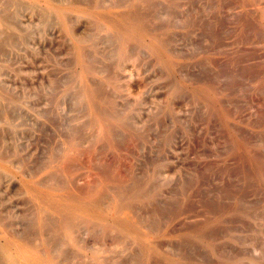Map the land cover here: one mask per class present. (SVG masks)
Here are the masks:
<instances>
[{
	"label": "rangeland",
	"instance_id": "374dc122",
	"mask_svg": "<svg viewBox=\"0 0 264 264\" xmlns=\"http://www.w3.org/2000/svg\"><path fill=\"white\" fill-rule=\"evenodd\" d=\"M62 1H66L64 2L66 4H71L76 0ZM80 1L82 0H79L78 2ZM99 1L102 3L103 0H93L92 2L90 0H83L82 2L78 3L80 4L78 6H66L62 4L63 7H65L69 19V24L72 28V32H70L63 26L61 19L59 18L58 14L53 11L49 2H34L32 0H23V3L25 4L18 13V20L21 26L24 24V28L31 30V34L28 37L29 41H27L28 43L26 41V43L20 42L17 46L9 48L10 51H7V54L2 56L3 59L6 58L7 61L6 59L2 60V57H0V61L2 63H5V66L0 68L1 81L5 83V86L8 84L7 87L11 89L16 98L19 99L18 102L15 103L16 105H14L15 108H13V104L11 106L9 100H6L4 98L2 99L3 104L8 102L9 107H12L10 108L12 110L11 114H13L9 115V117L7 115V119H12L10 117H13V115L15 116L17 111L22 114L21 116V114L19 115L18 113V117L15 116L16 118L14 117V120H10L12 125L8 127L4 134L5 137L7 136V138H11H8L9 140L7 139L8 142L10 141V144L13 143L20 155L29 160L33 171H36V173L37 171H40L38 169H35L36 167H34V163L36 162L34 160L37 161L38 159H40L41 161L42 158H40V156L43 157L46 153V157H44L48 158L46 159L48 160V165H53L52 170L54 172V170L61 167V165H58L61 153L62 155L65 154V152L69 154L70 151L69 149L67 150L66 147H69V142L71 143L72 137L79 136L80 138L79 139L77 137L80 141L77 143L78 146L73 148L74 153L72 151L70 153L72 159L71 161H74V164L72 165V162L70 161V163L67 165H70L71 168L69 167L67 169V167L64 166L63 168L61 167V171L57 169L56 173L59 176H56L55 172H50L48 173V177L50 178L47 177V173L44 174L45 176L43 174L39 175V179L42 178V176L45 178V181L51 179L52 183L51 181H49L51 184L46 182V185L50 184V187L48 185L47 188L53 190V192L57 195L66 196L70 194L76 199H80L82 201L97 204L99 203L97 206L94 205L97 210L95 212V215H93V217L91 218L92 220L90 221V223L84 221H88V219H86L83 215L81 217L82 213L77 210V222L78 220H81V222L78 223L80 225L82 224V226L78 225L77 227L78 238L80 239L82 244L89 243V246L91 244L90 249L86 251V249H78L76 246L68 244L65 247L66 253L77 255V258L75 256L66 257L62 259L61 264H78V261L79 264L82 261V263H84L86 261L85 257H82V260H79L78 258L81 259V256L87 257L86 254L90 253L91 251H96L100 256L98 261L96 260L95 263L92 262L91 264H124L123 262L125 257V264H175L173 259L178 260V262L180 261L182 264H264V0H232L235 2H232L231 0H131V2L129 3L128 0H120L121 3L123 1L127 2L125 4L119 3V0H108L109 2H111V4L109 5H106L105 1H108L104 0L102 5L104 4L103 7L105 8L100 10L95 7L97 2ZM141 2L145 5L143 4L144 6H141V8H139V6L142 4ZM150 2L153 5H150ZM114 3L117 5H114ZM138 3L140 4L139 6ZM147 4L148 6L146 8L145 6ZM238 5L240 6V8ZM236 8H239L240 11H238L239 9ZM130 9L135 14L138 12V15L139 13L144 11L139 16L142 17V15L145 13L143 17H146H142V20L145 19L147 23L145 22V20L144 22L147 25L144 23L142 28L146 29L147 31H140L141 33H139V37L141 38V43L134 41L128 43V45H131V43H133L131 46H133L134 48L136 47V49H133V47L129 45L128 49H131L127 50L125 55L121 52L122 39L120 38V35L117 33L115 34L116 31L111 29L108 22L104 21L101 18V14L104 13L108 14L109 16L118 17L120 13H124L123 11L132 13ZM50 10L52 12L49 15L48 23H44V20L41 19L43 18L42 15L44 12H48ZM169 11L170 13H172L170 14ZM53 15L56 17H54ZM157 16H159L161 19H159ZM153 19H155V21ZM90 20L93 22H90ZM98 23L101 25L98 26ZM255 24L256 26H254ZM104 26L106 30L103 28ZM58 27H60L62 30ZM91 27L94 28L92 29ZM87 28H90L92 30H88ZM97 28L100 29L96 30ZM211 28H213L214 30H212ZM102 29H104V31L106 32H104ZM229 29L231 30L229 31ZM108 30L111 31V34L114 33L117 36L119 35V38L115 37L114 34H112L114 35V37L110 36L111 34H108ZM214 31L218 32H216L215 34ZM83 32H86V35ZM87 32H89L90 34L95 33L93 35L94 39L92 38V36L90 37V34ZM96 32L98 35H100V37L102 35H107V38H105V36V39L101 40L103 36L101 38L98 35L96 36ZM102 32H104L105 34ZM56 34L59 36H57ZM152 35L157 37L159 36L158 40H154V37ZM170 35L172 37H170ZM57 37H59V39ZM78 37H85V39H87L88 37L90 40L87 39L88 41L86 40L84 42H79ZM110 37L115 38V44L118 45L116 46L114 42L113 44L116 48L111 42L113 38L111 39ZM91 38L93 39V44L91 42ZM95 40L96 43H94ZM105 41H108L109 43L111 42L110 45L108 43V47H106L107 45L105 46ZM41 44L44 46H42ZM139 44H141L144 49L140 47ZM19 45L21 47H19ZM79 45L83 46L85 49L83 50V52H85L84 55H86L85 58L87 57L86 59H89L87 60V64L93 63L92 66L95 65L94 68L97 65L101 67L102 64L106 66L107 62H110V60H112L111 63H113V60H115L116 63H107L108 65L106 67H109V65L110 67L111 65L112 67H114V64H116L114 67L116 68V70L112 67L110 68V70L113 71L114 69L115 71H113V73L117 75H114L111 72L110 75L107 74L106 69L108 68H103L104 65L101 67V69H96L97 71L101 70V72L96 71L83 74V64L80 58ZM53 48L55 49V51H57L56 53ZM86 48H88V50ZM26 49L28 52L26 51ZM46 49H48L49 54ZM97 49H99L100 52H98ZM103 49L104 52L101 51ZM107 50L109 51L107 52ZM88 51H92V53L94 54L91 53L90 57H88L90 53H88ZM128 51H131L132 53H128ZM141 51H144L146 53L143 54L141 53ZM32 55L35 56L32 57ZM92 55L95 57V59L97 57L100 61L94 60V57ZM136 55L139 56L140 59L138 57H135ZM41 56L44 58L42 59ZM91 56L93 58H91ZM131 56L133 57V60L130 59ZM14 57H16L17 59H12ZM113 57H116L118 60ZM238 57L239 61L236 60ZM33 58L35 61L33 60ZM136 58L137 60H139L137 61ZM101 59L106 63H102ZM10 60H12L11 63ZM21 60L23 61L21 62ZM62 60L64 64L61 62ZM133 61L136 65L133 63ZM48 63H50L51 66L48 65ZM148 64L151 66H149ZM28 65L30 66L27 67ZM31 65L34 66L32 67ZM236 65L239 66L240 70ZM19 66L22 68H20ZM54 66L56 68H59L54 70ZM17 67L18 69H16ZM7 70L8 73H5V71L7 72ZM117 71H119V75ZM68 72L71 74H69ZM10 73H13L14 75L16 74V76L12 74V77H10ZM120 73L123 76H120ZM190 73L191 75H193L191 76ZM67 74H69V76ZM21 75L26 76L27 80L24 76L23 78ZM63 75L67 77L65 78ZM107 76H109V78ZM54 78H56L58 83L60 82L59 85H57V83L55 84L56 80ZM4 79L6 80L4 81ZM23 79L26 81H24ZM62 79H64L67 83L63 82V85H60L62 84ZM92 79L94 83L97 84L96 86L94 83H92ZM101 79L104 84H101L99 82L101 81ZM118 79L119 81H117ZM229 79L232 80L230 81ZM33 80H35L36 82ZM88 83H92V85L98 92H101V88L103 91V89L108 90L109 86L110 88L112 87L111 91L109 90L110 92L106 90L108 94L111 93L109 95L110 98L105 97V95L107 94L105 90L103 91L104 93H106L104 96V93H101L99 95V93L97 92L98 94L96 98L98 104L97 106L99 108L101 107V110L108 112L109 109V112L111 111V114H109L105 118L107 130L110 132L109 136L106 134V129H102L101 124L97 119L96 113L94 112L89 102L87 100L81 101L78 97V93L80 92V90H82V88ZM122 83L124 86L122 85ZM54 84L56 85V87H53L55 86ZM23 85H25V88H23ZM14 86L18 88V91L16 87L14 88ZM18 86L22 87L19 89ZM40 87H42L43 90L40 89ZM236 88H238V90H235ZM27 89H31L32 91L36 90V93H32L31 90L28 91ZM46 89L51 90L47 91ZM177 89H179L180 91H177ZM71 90L76 94L74 95V93H71L70 95H68L69 91ZM38 92L40 94L37 95ZM112 92L115 95H112ZM247 95H249V97ZM68 97L70 100H68ZM101 98L107 100V102H103ZM75 101L77 102V105H74V103H76ZM84 103L85 106L83 108L82 105H84ZM36 104H38L37 107ZM6 105H4L5 110ZM18 105L20 108L18 107ZM78 105H80V108ZM124 105L129 107H125ZM41 106H43V108L46 109L48 113H50V116L49 114L48 117L47 115H44L47 114V111H45ZM16 107H18V109L16 112H14L16 110ZM76 107H78L79 111ZM123 107L126 110H123ZM10 108H7V110ZM47 108H49L50 110ZM116 108L119 109L116 110ZM84 109L86 111L89 110L88 113ZM7 110L6 113L9 114L10 110L8 112ZM80 113L84 114L82 115ZM71 114L74 115L72 116ZM49 117L54 122L50 121L51 123H49ZM109 117L111 118L109 119ZM255 117H257L258 119H255ZM23 118L26 120V123H24L25 120ZM119 118H123L125 120L127 119V123L125 121L127 125L118 121ZM46 121L50 124L49 126ZM18 122L19 124H17ZM28 122H31V124H29ZM259 122H261L262 124ZM63 124H65L64 126L67 132L64 131L61 134V132L64 130ZM74 124H76V127ZM45 125L47 129L44 128ZM53 125H60L58 129L59 133L57 131L58 126L57 128H54ZM112 125L115 127V130H112L114 129ZM137 126L142 132L139 131L138 128H136ZM41 127H43V129H40ZM80 127L82 130L80 129ZM84 128L86 129V132H84ZM13 129L18 130V132H15ZM44 129L47 130L45 131V133L44 131H42ZM52 130L54 135L52 133ZM75 130H79L81 134H79L77 131L78 135H75ZM93 130H95V132ZM113 131L115 132L113 133ZM82 132H84L85 134H82ZM65 133H68L67 136ZM92 133H96L97 135L95 134L93 136ZM136 133H138L139 135ZM41 134L43 135L42 137ZM49 134L54 136L52 138L53 142ZM63 134H65V138L63 136L62 140H58L59 143L63 141L61 144L66 143L65 145H62V147L65 146L62 149L61 144H58L60 146L59 147L56 143L58 142L57 139H60L59 137ZM126 134L127 136H129V139L131 141H127ZM68 135L70 136V139H67ZM81 135L85 137L87 136L86 138L88 139L86 140L85 137L81 139ZM113 135L117 136V138H114ZM14 137L16 138V140H14ZM37 137L39 138V140ZM99 138L101 139L99 140ZM65 139H67L68 141ZM89 141L93 142L94 144L92 145L93 150L91 148L89 149V147H91L89 145L92 144L88 143ZM99 141H101L102 143H100ZM20 142H25L23 144L24 146L20 145ZM119 142L120 145H116L117 143L119 144ZM79 144H82L84 146ZM101 144L102 148H105L106 150L104 149L102 151L101 148L98 147ZM55 145H57L56 148L58 150L60 148V152H58V154L60 155L57 154L58 150H55ZM86 145L88 146V148H86ZM131 145L133 146L131 147ZM20 147L21 149H19ZM45 148L47 149V151L45 150ZM129 148H131L132 150H130ZM76 149L79 150L77 151ZM97 149H100L99 151H101L102 154L99 153ZM30 150L32 151V153L30 152ZM94 150L96 153L94 152ZM38 151L41 152V154ZM84 151H86L87 154H85ZM104 151L105 153L103 154ZM27 152L29 153L26 154ZM33 152L35 153L33 154ZM53 153L57 154L56 157L53 156ZM125 153L127 156L125 155ZM99 154L101 157L98 156ZM84 155L86 159H88V157L90 158L88 159L89 162L88 160L86 161ZM88 155H93V157H90ZM35 156L37 157V159ZM129 156L130 159L127 158ZM33 158L35 159L33 160ZM91 158H94V162L96 160V164L99 161L100 163H102H99L100 165L97 164L99 165V169L96 165H94L95 163ZM111 158L114 162L111 161ZM74 159H76L77 161ZM46 160H44V162H40L44 163L42 164V166H47V163L45 164ZM90 160L92 162H90ZM38 163L39 162L37 161V164ZM91 163L92 166L90 167ZM101 165L102 167L104 165L103 169L105 172L103 170H101L102 173L98 171L102 169V167H100ZM39 166L40 164L37 167H42ZM76 166L78 168H76ZM93 166H96V168H94ZM92 168H94V171H90L93 170ZM106 170L108 173L106 172ZM238 170L240 171L238 172ZM59 171L64 172V175L62 173H59ZM89 171L91 172V175H98L99 173L100 174L97 178H95V176L92 177L89 175ZM66 173L70 176L65 175ZM108 174L110 175L107 176ZM112 175H117L119 179L125 177L126 178L123 180H119L116 177L114 179L113 176L111 177L112 180H109L108 177ZM132 175L134 177H132ZM66 176H68V178ZM85 176H87V179L85 178ZM100 176L107 177L101 178ZM58 177L62 180V182H59L61 180H59ZM19 178V176L15 178V186L9 185L7 181L6 182L8 184H6L8 186L6 185V187H3L2 185H0V199L5 200V208L4 211H2L3 217L10 222L16 221L14 224L11 223L12 227L15 228V230L16 228H19V230H16L19 233H21V231L25 233L27 229L29 230V228L26 227V221L23 218V215L25 214V211L23 212V205L19 203V201L22 202V197L25 196V189L23 190L24 187L20 183ZM64 178L66 180H69V183ZM72 178L74 183H71ZM92 178H95L96 181L94 179L92 180ZM98 178L99 181H97ZM132 178H139L141 181L137 179L138 182H132L131 184V181H136ZM63 179L65 181H63ZM78 179L80 182L74 181H78ZM245 179H247V181ZM84 181L85 183H83ZM77 183L78 185L80 184L79 186L81 188L79 186V188L77 186H72V184L77 185ZM82 184H85L84 187H86V189H84V191L86 190V192L82 190ZM119 184L124 185V187L120 189L121 185L118 186ZM128 184L131 185V188L127 186ZM52 185L56 186L57 189H55L56 187L52 188ZM71 186L72 188L76 187L77 191H75V188H73L74 190L71 189ZM124 188H126V190ZM7 190L9 192H7ZM115 190L116 192L122 193L124 198L126 200H129L131 204L129 207L131 211L128 216L132 219L133 225L131 224L129 231L124 232L121 229H114L109 231L105 228L107 221L116 223L121 222V218L116 217V212L111 202L113 200L114 194L116 193ZM6 193L8 194L6 195ZM96 195H98L100 199ZM90 196L91 198H88ZM175 196H177L178 198ZM7 197L9 198L10 202ZM16 197L18 199H15ZM11 199L13 200L11 201ZM108 207H111L110 211H108L110 209ZM208 209L210 211H206ZM165 210L168 211V213ZM9 211H11L12 213ZM6 213L11 214L6 215ZM49 213L50 216L54 215L51 212ZM15 214H19V217H16ZM113 214L115 215L113 216ZM17 218L18 221L16 220ZM20 218L23 219L19 220ZM117 219L119 222L117 221ZM24 221L25 224L23 223ZM89 224H91V226ZM21 227L23 230L20 229ZM81 227L82 230L88 229L86 230L87 232L82 231L81 233ZM95 228L98 229L96 230ZM90 230H92L94 233L91 231V234ZM152 230H154V232H152ZM96 231L100 235H97ZM205 231L207 233H204ZM203 235L206 237H204ZM81 239L85 242L83 243ZM100 239L102 242L100 241ZM120 239L123 241L121 242L124 244V246L120 244ZM96 244H99L100 247H96ZM106 244L109 248H115L113 250H115L116 253H114V251L112 253V249H109ZM125 244L127 246H125ZM68 247L72 248V250L68 249ZM178 248H180L182 251ZM116 249L118 250V252ZM119 251L121 252V254ZM73 252L76 254H74ZM134 252L136 254H133ZM110 254L112 255V257H114V259H112L114 260L113 262L112 260H109L112 257L107 256ZM103 255L104 257H102ZM120 255L121 258H118L120 257ZM180 255L183 257H181ZM106 257L109 259H107ZM115 257L118 258L120 262L118 259H115ZM69 259L71 261H69ZM106 259L110 262H106ZM135 259L137 260V262H135ZM101 260L103 261L101 262Z\"/></svg>",
	"mask_w": 264,
	"mask_h": 264
},
{
	"label": "bare ground",
	"instance_id": "6f19581e",
	"mask_svg": "<svg viewBox=\"0 0 264 264\" xmlns=\"http://www.w3.org/2000/svg\"><path fill=\"white\" fill-rule=\"evenodd\" d=\"M32 1H34V2H37V1H45V2H49L50 4H51V7H52V9H53V11H55L57 14H58V16H59V18L61 19V22H62V24H63V26L67 29V30H69L70 32H72V28H71V26H70V24H69V19H68V16H67V12H66V10H65V7H63V5H66V6H78V5H80V4H78V3H80V2H82V1H80V2H78L77 0L76 1H73L71 4H66V3H64V2H66V1H62V0H32ZM68 1V0H67ZM91 2L93 1V0H90ZM104 1V0H103ZM103 1H102V3H103ZM108 1V0H107ZM110 1V0H109ZM108 1V2H109ZM118 1V0H117ZM122 1V0H121ZM125 1H127V0H125ZM125 1H123L122 3L120 2V0H119V3H121V4H125V3H127V2H125ZM197 1V0H196ZM232 1V0H231ZM88 2V1H87ZM90 2V3H91ZM106 2L105 1V3H106V5H109V4H111V2ZM113 2V1H112ZM129 2H131V0L129 1L128 0V3ZM146 2V1H145ZM158 2H160V1H158ZM229 2V1H228ZM232 2H235V1H232ZM86 3V2H85ZM89 3V4H90ZM102 3L99 1V2H97V4L95 5V7L97 8V9H103V8H105V7H103L104 6V4L102 5ZM108 3V4H107ZM116 3V2H115ZM114 3V5H117V4H115ZM118 3V2H117ZM142 3V2H141ZM147 3V2H146ZM153 3H154V1H153ZM205 3V2H204ZM230 3V2H229ZM238 3V2H237ZM24 4L25 3H23V0H0V57H2L3 55H6L7 54V51H10L9 50V48H12V47H14V46H17L18 45V43H20V42H27V41H29V36H30V34H31V30H29V29H27V28H24L23 26H24V24L21 26V24H20V22H19V18H18V13H19V11H20V9L24 6ZM63 4V5H62ZM92 4V3H91ZM144 3H142L141 5L138 3V6H139V8H141V6H144L143 5ZM150 5L152 4L151 2L149 3ZM166 4V3H165ZM211 4V3H210ZM257 4V3H256ZM62 5V6H61ZM135 5V4H134ZM133 5V6H134ZM149 5V6H150ZM153 5V4H152ZM212 5V4H211ZM250 5V4H249ZM40 6V5H39ZM45 6V5H44ZM91 6V5H90ZM137 6V5H136ZM147 6H148V4L145 6L146 8H147ZM165 6V5H164ZM233 6V5H232ZM239 6V5H238ZM263 6V5H262ZM163 7V6H162ZM168 7V6H167ZM237 7V6H236ZM138 8V7H137ZM239 8H240V6H239ZM239 8H236V9H239ZM169 9V8H168ZM35 10H37V9H35ZM34 10V11H35ZM164 10V9H163ZM174 10V9H173ZM249 10V9H248ZM247 10V11H248ZM253 10V9H252ZM32 11V10H31ZM130 11L132 12V10L130 9ZM233 11V10H232ZM238 11H240V9L238 10ZM41 12V11H40ZM51 10L50 11H48V12H44L43 13V15H42V17L43 18H41V16H40V18L41 19H43L44 20V23H48V19H49V15L51 14ZM122 12V11H121ZM124 13H120L119 14V16L118 17H114V16H109L108 14H101V18L104 20V21H106V22H108V24H109V27L111 28V29H113V30H115L116 32H115V34L117 33V34H119L120 35V38L122 39V49H121V52L123 53V54H125L126 52H127V50H130V49H128V47H129V45H128V43H130V42H132V41H134V42H139V43H141V38L139 37V33H141L140 31H147L146 29H144V28H142L143 27V25H144V23L146 22V20H145V22H144V20H142L143 18H145L146 16H144L143 17V15L145 14H143L142 15V17L141 16H139V15H141V13H143V12H141V13H139V15L136 13H134V12H132V13H127L128 11H123ZM151 12V11H150ZM226 12V11H225ZM29 13V12H28ZM37 13V12H36ZM38 13H39V11H38ZM168 13V12H167ZM169 13H170V11H169ZM172 13V12H171ZM170 13V14H171ZM177 13V12H176ZM216 13V12H215ZM234 13V12H233ZM239 13H241V12H239ZM260 13V12H259ZM26 14V13H25ZM30 14V13H29ZM41 14V13H40ZM54 14V13H53ZM110 14V13H109ZM175 14V13H174ZM118 15V14H117ZM149 15V14H148ZM211 15V14H210ZM216 15V14H215ZM242 15V14H241ZM31 16V15H30ZM54 16V15H53ZM73 16V15H72ZM156 16V15H155ZM175 16V15H174ZM239 16V15H238ZM34 17V16H33ZM54 17H56V16H54ZM159 19H161L159 16H157ZM156 17V18H157ZM162 17V16H161ZM168 17V16H167ZM212 17V16H211ZM222 17H224V16H222ZM30 18V17H29ZM39 18V17H38ZM40 18H39V20H40ZM53 18V17H52ZM73 18V17H72ZM218 18V17H217ZM227 18V17H226ZM257 18V17H256ZM206 19V18H205ZM228 19V18H227ZM249 19V18H248ZM26 20V19H25ZM34 20V19H33ZM36 20V19H35ZM43 20H42V22H43ZM56 20V19H55ZM73 20V19H72ZM93 20V19H92ZM154 21H155V19H153ZM158 20V19H157ZM233 20V19H232ZM237 20V19H236ZM24 21V20H23ZM41 21V20H40ZM75 21V20H74ZM95 21V20H94ZM159 21V20H158ZM157 21V22H158ZM204 21V20H203ZM222 21V20H221ZM251 21H252V19H251ZM22 22V21H21ZM30 22V21H29ZM36 22V21H35ZM56 22V21H55ZM58 22V21H57ZM80 22V21H79ZM90 22H93V21H91L90 20ZM160 22V21H159ZM246 22V21H245ZM28 23V22H27ZM32 23V22H31ZM95 23V22H94ZM99 23H101V22H99ZM98 23V24H99ZM143 23V24H142ZM147 23V22H146ZM145 23V24H146ZM222 23V22H221ZM248 23V22H247ZM251 23V22H250ZM29 24V23H28ZM74 24V23H73ZM97 24V25H98ZM151 24V23H150ZM161 24V23H160ZM175 24V23H174ZM35 25H36V23H35ZM35 25H34V27H35ZM39 25H40V22H39ZM101 24H99L98 26H100ZM147 25V24H146ZM206 25V24H205ZM26 26H27V24H26ZM53 26V25H52ZM60 26V25H59ZM77 26V25H76ZM103 26V25H102ZM157 26V25H156ZM159 26V25H158ZM254 26H256V24L254 25ZM253 26V27H254ZM89 27V26H88ZM58 28H60V27H58ZM92 28V27H91ZM94 28V27H93ZM92 28V29H93ZM104 29H105V26L103 27ZM229 28V27H228ZM247 28V27H246ZM252 28V27H251ZM250 28V29H251ZM258 28V27H257ZM61 29V28H60ZM59 29V30H60ZM78 29V28H77ZM88 29V28H87ZM92 29H88V30H92ZM100 29V28H99ZM98 28L96 29V30H99ZM104 29H102L103 31H104ZM206 29V28H205ZM212 30H214L213 28H211ZM234 29V28H233ZM264 29V28H263ZM262 29V30H263ZM40 30V29H39ZM49 30V29H48ZM62 30V29H61ZM74 30V29H73ZM95 30V31H96ZM106 30V29H105ZM231 29H229V31H230ZM41 31V30H40ZM201 31V30H200ZM264 31V30H263ZM34 32V31H33ZM50 32H51V30H50ZM49 32V33H50ZM54 32H56V31H54ZM69 32V33H70ZM104 32H106V31H104ZM104 32H102V33H104ZM111 31H109L108 30V34H111L110 33ZM216 32H218V31H216ZM216 32L214 31V33L216 34ZM226 32H227V30H226ZM225 32V33H226ZM260 32H262V31H260ZM42 33V32H41ZM40 33V34H41ZM84 33V32H83ZM86 33V32H85ZM84 33V34H85ZM87 33H89V32H87ZM92 33V32H91ZM94 33V32H93ZM101 33V34H102ZM175 33V32H174ZM204 33H207V32H204ZM248 33V32H247ZM43 34V33H42ZM71 34V33H70ZM90 34V33H89ZM95 34V33H94ZM94 34H90L89 36L91 37L92 36V38L94 39ZM105 34V33H104ZM112 34H114V33H112ZM110 35V36H113L114 37V35ZM169 34V33H168ZM200 34H202V33H200ZM249 34V33H248ZM39 35V34H38ZM50 35H52V34H50ZM57 35V34H56ZM61 35V34H60ZM86 35V34H85ZM98 34H97V32H96V36H97ZM118 35V36H119ZM206 35V34H205ZM213 35V34H212ZM221 35H222V33H221ZM247 35V34H246ZM57 36H59V35H57ZM99 37H100V35H98ZM103 36V38H101ZM100 38H101V40L102 39H105V38H107V35H102ZM109 36V35H108ZM117 35H115V37H118ZM153 36V35H152ZM241 36H243V35H241ZM248 36V35H247ZM37 37V36H36ZM55 37V36H54ZM53 37V38H54ZM62 37V36H61ZM105 37V38H104ZM112 37V38H113ZM154 37V40H158V37L157 36H153ZM170 37H172L171 35H170ZM212 37V36H211ZM224 37V36H223ZM230 37V36H229ZM40 38H41V35H40ZM58 39H59V37H57ZM68 38V37H67ZM91 38V39H92ZM111 38V37H110ZM111 38V39H112ZM119 38V37H118ZM163 38H165V37H163ZM247 38V37H246ZM62 39V38H61ZM87 39L88 40H90L88 37H87ZM87 39H85V37H78V40H79V42H84V41H86ZM93 39L91 40V42L93 41ZM115 38H113L112 40H111V42H112V44H113V42H114V44H115V40H114ZM148 39V38H147ZM175 39V38H174ZM212 39V38H211ZM218 39H219V37H218ZM221 39V38H220ZM32 40H34V39H32ZM54 40H56V39H54ZM69 40V39H68ZM87 40V41H88ZM114 40V41H113ZM160 40V39H159ZM167 40V39H166ZM165 40V41H166ZM254 40V39H253ZM40 41H41V39H40ZM48 41V40H47ZM59 41V40H58ZM67 41V40H66ZM249 41V40H248ZM25 42V43H26ZM52 42H54V41H52ZM51 42V43H52ZM68 42V41H67ZM100 42V41H99ZM103 42V41H102ZM106 43H105V46L106 47H108V41H105ZM110 42V43H111ZM234 42V41H233ZM28 43V42H27ZM35 43V42H34ZM42 43H44V42H42ZM94 43H96V40L94 41ZM101 43V42H100ZM110 43H109V45H110ZM116 43H117V41H116ZM221 43V42H220ZM87 44V43H86ZM92 44H93V42H92ZM113 44V45H114ZM133 43H131V45H132ZM138 44V43H137ZM205 44V43H204ZM42 45V44H41ZM60 45V44H59ZM69 45H71V44H69ZM113 45H112V47H113ZM116 45V44H115ZM115 45H114V47H115ZM118 45V44H117ZM116 45V46H117ZM130 45V46H131ZM140 45V47H142L141 46V44H139ZM209 45V44H208ZM21 46H22V44H21ZM20 45H19V47H21ZM42 46H44V45H42ZM137 46V45H136ZM200 46V45H199ZM222 46V45H221ZM31 47V46H30ZM35 47V46H34ZM37 47V46H36ZM50 47V46H49ZM69 47V46H68ZM100 47V46H99ZM131 47H133V46H131ZM138 47V46H137ZM202 47V46H201ZM204 47V46H203ZM226 47H227V45H226ZM226 47H225V49H226ZM234 47V46H233ZM33 48V47H32ZM70 48H71V46H70ZM98 48V47H97ZM102 48V47H101ZM116 48V47H115ZM143 48V47H142ZM23 49V48H22ZM50 49V48H49ZM54 49V48H53ZM87 50H88V48H86ZM133 49H136V47L134 48L133 47ZM133 49H132V52H133ZM144 49V48H143ZM211 49V48H210ZM213 49V48H212ZM24 50V49H23ZM47 51H48V49H46ZM46 50H45V52H46ZM52 50V49H51ZM57 50V49H56ZM69 50H72V49H69ZM83 50H85L84 49V47L83 46H81V45H79V53H80V58H81V61H82V64H83V74H86L87 72H96L97 70H98V68L99 69H101V67L104 65V64H102L101 65V67H99V65H97L95 68H94V66H92L93 65V63L92 64H87V60H89V59H86L85 58V56L86 55H84V53L85 52H83ZM91 50V49H90ZM98 50V52H100L99 51V49H97ZM110 50V49H109ZM109 50H107V52L109 51ZM141 50V49H140ZM172 50V49H171ZM253 50V49H252ZM26 51H27V49H26ZM29 51H30V49H29ZM36 51V50H35ZM54 51H55V49H54ZM53 51V52H54ZM102 52H104V49L103 50H101ZM105 51H106V49H105ZM151 51V50H150ZM196 51V50H195ZM210 51V50H209ZM227 51V50H226ZM28 52V51H27ZM37 52V51H36ZM39 52V51H38ZM57 51H55V53H56ZM90 52V53H89ZM101 52V53H102ZM120 52V51H119ZM129 52H131V51H128V53ZM131 52V53H132ZM153 52V51H152ZM8 53H10V52H8ZM88 53H89V56H88V54H87V56L88 57H90V54L92 53V51H88ZM114 53V52H113ZM141 53H146V52H142L141 51ZM174 53V52H173ZM230 53V52H229ZM232 53V52H231ZM22 54V53H21ZM35 54V53H34ZM38 54V53H37ZM42 54H43V52H42ZM47 54V53H46ZM45 54V55H46ZM48 54H49V51H48ZM73 54V53H72ZM92 54H94V53H92ZM137 54V53H136ZM14 55V54H13ZM13 55H12V57H13ZM24 55V54H23ZM52 55V54H51ZM50 55V56H51ZM126 55V54H125ZM131 55V54H130ZM148 55V54H147ZM33 56H35V55H32V57ZM93 56V55H92ZM91 56V58H93ZM96 56H98V55H96ZM110 56H112V55H110ZM119 56V55H118ZM128 56V55H127ZM146 56V55H145ZM7 57H9V56H7ZM25 57V56H24ZM40 57V56H39ZM42 57V56H41ZM126 57V56H125ZM129 57V56H128ZM135 57H138L139 58V56H135ZM237 57V56H236ZM16 57H14V58H12V59H15ZM35 58V57H34ZM34 58H33V60H34ZM44 57H42V59H43ZM101 58V57H100ZM105 58V57H104ZM113 58H116V57H113ZM133 57L131 56L130 57V59H132ZM4 59H6V58H4ZM3 59V57H2V60H4ZM8 59H11V58H8ZM17 59V58H16ZM23 59V58H22ZM37 59V58H36ZM52 59V58H51ZM59 59V58H58ZM70 59V58H69ZM94 60H96V61H100L97 57H96V59H95V57L93 58ZM98 59V60H97ZM112 59V58H111ZM117 59V58H116ZM121 59V58H120ZM119 59V60H120ZM129 59V58H128ZM140 59V58H139ZM138 59V60H139ZM239 59V57L236 59V60H238ZM0 60H1V58H0ZM18 60H19V58H18ZM18 60H17V62H18ZM33 60H32V62H33ZM38 60V59H37ZM40 60V59H39ZM61 60V59H60ZM59 60V61H60ZM109 60H110V58H109ZM118 60V59H117ZM133 60V59H132ZM136 60H137V58H136ZM137 60V61H138ZM6 61H7V59H6ZM11 61L12 60H10V63H11ZM23 60H21V62H22ZM35 61V60H34ZM44 61V60H43ZM46 61V60H45ZM70 61V60H69ZM101 61H102V59H101ZM115 63H116V61L115 60H113ZM226 61V60H225ZM239 61V60H238ZM39 62V61H38ZM62 63H63V60L61 61ZM60 62V63H61ZM104 61H102V63H103ZM112 62V60H110V62H107V63H111ZM113 62V63H114ZM128 62H129V60H128ZM157 62V61H156ZM202 62V61H201ZM235 62V61H234ZM14 63V62H13ZM25 63V62H24ZM28 63V62H27ZM42 63V62H41ZM40 63V64H41ZM104 63H106V62H104ZM106 63V66L108 65ZM113 63H111V64H113ZM126 63V62H125ZM133 63L135 64V62L133 61ZM140 63V62H139ZM149 63V62H148ZM159 63V62H158ZM238 63V62H237ZM5 63L3 62H1L0 61V68L1 67H4L5 65H4ZM43 64V63H42ZM45 64V63H44ZM64 64V63H63ZM150 64V63H149ZM148 64V65H149ZM178 64V63H177ZM227 64V63H226ZM34 65H35V63H34ZM34 65H31L32 67L34 66ZM48 65H50V63H48ZM66 65V64H65ZM115 65L116 64H114V67H115ZM136 65V64H135ZM26 66V65H25ZM30 65H28L27 67H29ZM51 66V65H50ZM105 65L103 66V68H105L106 67ZM128 66V65H127ZM138 66H139V64H138ZM149 66H151V65H149ZM220 66V65H219ZM237 66V65H236ZM20 67V66H19ZM36 67H37V65H36ZM55 67V66H54ZM78 67V66H77ZM80 67V66H79ZM111 67H112V65H111ZM110 65H109V67H106V68H108L109 69V72H108V69H106L107 71V74H109L110 75V72L111 73H113V71H115L116 70V68H114V67H112V68H114L113 69V71H111L110 70ZM137 67V66H136ZM159 67H160V64H159ZM238 67V69H239V66H237ZM20 68H22V67H20ZM24 68V67H23ZM35 68V67H34ZM59 68V67H58ZM58 68H54V70L55 69H58ZM124 68H126V67H124ZM205 68V67H204ZM232 68V67H231ZM16 69H18V67L16 68ZM49 69V68H48ZM97 69V70H96ZM105 69H103V70H105ZM230 69V68H229ZM20 70V69H19ZM220 70H222V69H220ZM240 70V69H239ZM239 70H236V71H239ZM0 71H1V69H0ZM51 71V70H50ZM191 71V70H190ZM224 71V70H223ZM222 71V72H223ZM229 71V70H228ZM228 71H227V73H228ZM21 72V71H20ZM70 72V71H69ZM68 72V73H69ZM97 72H101V70H99V71H97ZM205 72V71H204ZM225 72V71H224ZM230 72V71H229ZM2 73V72H1ZM3 73H4V71H3ZM2 73V74H3ZM5 73H8V70H7V72L5 71ZM14 73V72H13ZM12 73V74H13ZM55 73V72H54ZM56 73H57V71H56ZM117 73H118V75H119V71H117ZM189 73V72H188ZM195 73V72H194ZM240 73V72H239ZM260 73V72H259ZM258 73V74H259ZM11 74V73H10ZM12 74L10 75V77H12ZM22 74V73H21ZM33 74V73H32ZM32 74H30V75H32ZM65 74V73H64ZM69 74H71V73H69ZM69 74H67L68 76H69ZM74 74V73H73ZM107 74H105V75H107ZM114 74V73H113ZM125 74V73H124ZM223 74V73H222ZM263 74V73H262ZM9 75V74H8ZM14 75V74H13ZM27 75V74H26ZM52 75V74H51ZM55 75V74H54ZM114 75H117V74H114ZM190 75H191V73H190ZM193 75V74H192ZM191 75V76H192ZM14 76H16V74L14 75ZM13 76V77H14ZM22 77L24 76V75H21ZM38 76V75H37ZM64 76V75H63ZM63 76H62V78H63ZM120 76H123L121 73H120ZM126 76V75H125ZM227 76V75H226ZM239 76V75H238ZM259 76V75H258ZM18 77V76H17ZM25 77V79H26V76H24ZM23 77V78H24ZM30 77V76H29ZM59 77V76H58ZM58 77H57V80H58ZM65 77V76H64ZM67 77V76H66ZM65 77V78H66ZM72 77H74V76H72ZM91 77V76H90ZM108 78H109V76H107ZM232 77V76H231ZM235 77V76H234ZM240 77V76H239ZM260 77V76H259ZM119 78V77H118ZM184 78V77H183ZM187 78H188V76H187ZM210 78H212V77H210ZM217 78V77H216ZM256 78H257V76H256ZM16 79H18V78H16ZM15 79V80H16ZM32 79V78H31ZM33 79H35V78H33ZM46 79V78H45ZM55 80H56V78H54ZM68 79V78H67ZM66 79V80H67ZM70 79H73V78H70ZM94 79V78H93ZM93 79H92V83H94V81H93ZM6 79H4V81H5ZM14 80V81H15ZM24 80V79H23ZM27 80V79H26ZM26 80H24V81H26ZM30 80V79H29ZM53 80V79H52ZM56 80V81H57ZM59 80H60V78H59ZM69 80V79H68ZM100 80V79H99ZM122 80V79H121ZM125 80V79H124ZM211 80V79H210ZM226 80H227V78H226ZM230 80V79H229ZM232 80V79H231ZM230 80V81H231ZM33 81H35V80H33ZM39 81V80H38ZM55 81V84L57 83V85H59V83H58V81L56 82ZM110 81V80H109ZM117 81H119V79L117 80ZM216 81V80H215ZM239 81H240V79H239ZM7 82V81H6ZM11 82V81H10ZM36 82V81H35ZM63 82H65V83H67L64 79H62V81H61V83L62 84H60V85H63ZM97 82V81H96ZM101 84L103 83V81H102V79H101V81H99ZM113 82V81H112ZM20 83V82H19ZM23 83V82H22ZM30 83V82H29ZM32 83V82H31ZM77 83V82H76ZM92 83L91 84H86L83 88H82V90H80V92L78 93L79 94V98H80V100L81 101H84V100H87L88 102H89V104L92 106V108H93V110H94V112L96 113V116H97V119H98V121H99V123L101 124V127H102V129L104 130V129H106V134L109 136V134H110V132L107 130V127H106V123H105V118L109 115V114H111V111L109 112V109L108 108H106V109H108V112L107 111H103V110H101L97 105V94L99 93V95L101 94V93H104L103 91L105 90V89H103V91H102V88H101V92H98L97 90H96V88L92 85ZM9 84H11V83H9ZM33 84V83H32ZM40 84V83H39ZM52 84V83H51ZM54 84V85H55ZM95 84V83H94ZM100 84V85H101ZM104 84V83H103ZM166 84V83H165ZM8 85V84H7ZM7 85L5 86V83H3L2 81H1V78H0V185H2L3 187H6V185L9 183V185H12V186H15L16 184H14V182H15V178L16 177H20L19 179H20V183L22 184V186L24 187L23 188V190L25 189V196L24 197H22L23 198V200H21L22 202H20L19 201V203H21L22 205H23V208H24V210H23V212L25 213L24 215H23V218L25 219V221H26V227L27 228H29V230L27 229L26 230V232L25 233H23V231H21V233H19V232H17L16 230H19V228L17 229L16 228V230H15V228H13L12 227V224L11 223H15L16 221H12V222H10L9 220L7 221V219H5L4 217H3V214H2V211H4V208H5V200L3 201V200H1L0 199V264H61V261H62V259H64V258H66V257H69V256H75L76 258H77V255H73L72 253H69V254H67L66 253V250H65V247L68 245V244H71V245H74V246H76L78 249H86V251L87 250H89L90 249V246H91V244H90V246L88 245V244H86V243H84L85 241H83L82 239V241H83V243L84 244H86V245H84V244H82L81 243V241H80V239L78 238V234H77V227H78V225H80L78 222H81V220H78V222H77V217H78V212H77V210L78 211H80L82 214H81V217H82V215L86 218V219H88V221L87 220H84V221H86V222H88V223H90V221L92 220L91 218L93 217V215H95V212H96V210H97V208L95 207V206H97L98 204L97 203H89V202H86V201H82V200H80V199H76L75 197H73L72 195H70V194H68V195H66V196H63V195H57V194H55L54 192H53V190H50L49 188H47V186L49 185V187H50V184L52 183V181H51V179H48V181L46 180H44L45 178L42 176V178H40L39 179V175L40 174H46L47 173V177H48V173H50V172H53V170H52V168H53V165H48V163H47V161L48 160H46V159H48V158H45L46 157V153L44 154V156L43 157H41L40 156V158H42V160L40 161V159H38L37 161L39 162L38 164H37V161L36 160H34L35 158H33V160L36 162V163H34V167H36L35 169H38V170H40V171H37V173H36V171L34 172L33 171V169L31 168V164H30V162H29V160H27L25 157H23L22 155H20V153L18 152V150H17V148L13 145V143L12 144H10L9 142H8V140L9 139H11V138H7V136L5 137V131L8 129V127H10L12 124H11V122H10V120H12L15 116H17L18 117V111H17V109H18V107H19V105H18V107H16V110L14 111V112H16V114H15V116L13 115V117H10V118H12V119H10V120H8L7 118L9 117V115H12L11 114V106H12V104H13V108H15V106L14 105H16L15 103L16 102H18V98H16V96L13 94V92L11 91V89H9L8 87H7ZM15 85H17V84H15ZM77 85V84H76ZM97 84H95V86H96ZM98 85H99V83H98ZM122 85H123V83H122ZM11 86H13V85H11ZM24 87L23 88H25V85H23ZM35 86V85H34ZM41 86H43V85H41ZM78 86V85H77ZM124 86V85H123ZM211 86V85H210ZM222 86V85H221ZM16 86H14V88H15ZM19 87V86H18ZM22 87V86H21ZM21 87H19V89L21 88ZM53 87H56V85L55 86H53ZM52 87V88H53ZM58 87V86H57ZM104 87H105V85H104ZM116 87V86H115ZM118 87V86H117ZM170 87V86H169ZM212 87V86H211ZM210 87V88H211ZM10 88H12V87H10ZM17 88V87H16ZM51 88V89H52ZM76 88H78V87H76ZM112 88V87H111ZM111 88H110V86H109V89L107 90L108 92H110L111 91ZM213 88V87H212ZM263 88V87H262ZM32 89V88H31ZM31 89H29V90H31ZM40 89H42V87H40ZM51 89H46L47 91L48 90H51ZM56 89V88H55ZM74 89V88H73ZM120 89V88H119ZM28 90V89H27ZM28 90V91H29ZM43 90V89H42ZM45 90V89H44ZM106 90H105V92H106ZM110 90V91H109ZM121 90V89H120ZM179 89H177V91H178ZM235 90H238V88H236ZM17 91H18V88H17ZM21 91V90H20ZM32 91V90H31ZM36 91V90H35ZM35 91H32V93L34 92V93H36ZM40 91V90H39ZM53 91H54V89H53ZM56 91V90H55ZM58 91H59V89H58ZM57 91V92H58ZM75 91V90H74ZM114 91V90H113ZM119 91V90H118ZM180 91V90H179ZM208 91V90H207ZM261 91V90H260ZM15 92V91H14ZM42 92V91H41ZM46 92V91H45ZM98 92V93H97ZM185 92V91H184ZM209 92V91H208ZM19 93H21V92H19ZM30 93V92H29ZM44 93V92H43ZM73 94L74 92L71 90V91H69V94L68 95H70V94ZM107 93V92H106ZM106 93H104L103 94V96L106 94ZM116 93V92H115ZM188 93V92H187ZM26 94H28V93H26ZM38 94H40L39 92L37 93V95ZM76 93H74V95H75ZM111 94V93H110ZM110 94H106L105 95V97H109V95ZM114 93L112 92V95H113ZM118 94V93H117ZM177 94V93H176ZM181 94V93H180ZM241 94V93H240ZM43 95V94H42ZM67 95V94H66ZM65 95V96H66ZM73 95V96H74ZM115 95V94H114ZM121 95V94H120ZM47 96V95H46ZM56 96V95H55ZM63 96V95H62ZM72 96V95H71ZM70 96V97H71ZM102 96V97H103ZM182 96V95H181ZM248 97H249V95H247ZM246 96V97H247ZM25 97V96H24ZM76 97V96H75ZM204 97V96H203ZM6 99V100H9V102H10V104H11V108L9 107V103L7 102V103H2V99ZM48 98H49V96H48ZM72 98V97H71ZM110 98V97H109ZM232 98V97H231ZM47 99V98H46ZM54 99V98H53ZM62 99V98H61ZM75 99H77V98H75ZM74 99V100H75ZM102 99V98H101ZM235 99V98H234ZM237 99V98H236ZM21 100V99H20ZM23 100H25V99H23ZM28 100H30V99H28ZM27 100V101H28ZM51 100H52V97H51ZM68 100H70L69 99V97H68ZM72 100V99H71ZM103 100V102L104 101H106L107 102V100H104V99H102ZM115 100H117V99H115ZM205 100V99H204ZM43 101V100H42ZM48 101H49V99H48ZM77 101V100H76ZM75 101V102H76ZM235 101V100H234ZM233 101V102H234ZM44 102V101H43ZM46 102V101H45ZM52 102V101H51ZM68 102V101H67ZM78 102V101H77ZM77 102L76 103H74V105L76 104L77 105ZM119 102V101H118ZM117 102V103H118ZM244 102V101H243ZM28 103V102H27ZM42 103V102H41ZM40 103V104H41ZM47 103V102H46ZM207 103V102H206ZM236 103V102H235ZM2 104V105H1ZM7 104V105H6ZM43 104V103H42ZM48 104V103H47ZM49 104H52V103H49ZM238 104V103H237ZM4 105H6V110H7V108H10V109H8L7 110V112L10 110V113L8 114V113H6V110L4 109L5 107H4ZM28 105V104H27ZM31 105H32V102H31ZM37 105L38 104H36V107H37ZM59 105V104H58ZM64 105V104H63ZM114 105V104H113ZM120 105H121V103H120ZM208 105V104H207ZM242 105V104H241ZM8 106V107H7ZM47 106V105H46ZM49 106V105H48ZM69 106V105H68ZM79 106V108H80V105H78ZM84 106H85V103H84V105H82V107L84 108ZM107 106V105H106ZM123 106V105H122ZM125 106V105H124ZM33 107V106H32ZM42 108H43V106H41ZM115 107H116V105H115ZM125 107H129V106H125ZM163 107V106H162ZM203 107H205V106H203ZM20 108V107H19ZM30 108H31V106H30ZM50 108V107H49ZM49 108H47V109H49ZM62 108V107H61ZM73 108V107H72ZM77 108V110H78V107H76ZM86 108V107H85ZM103 108V107H102ZM44 109V108H43ZM119 109V108H118ZM117 108H116V110H118ZM125 108L123 107V110H124ZM161 109V108H160ZM225 109V108H224ZM21 110H22V108H21ZM26 110V109H25ZM45 111H47L46 109H44ZM50 110V109H49ZM66 110V109H65ZM65 110H64V112H65ZM85 110V109H84ZM84 110H83V112H84ZM121 110V109H120ZM126 110V109H125ZM236 110V109H235ZM24 111V110H23ZM36 111V110H35ZM38 111V110H37ZM42 111V110H41ZM54 111V110H53ZM61 111H63V110H61ZM79 111V110H78ZM82 111V110H81ZM86 111V110H85ZM89 111V110H88ZM88 111H86L87 113H88ZM114 111V110H113ZM134 111V110H133ZM226 111H227V109H226ZM27 112V111H26ZM56 112V111H55ZM67 112V111H66ZM85 112V113H86ZM229 112V111H228ZM261 112H263V111H261ZM25 113V112H24ZM47 114H44V115H47V117H48V114H49V116H50V113H48V111L46 112ZM86 113V114H87ZM21 113H19V115H20ZM27 114V113H26ZM63 114V113H62ZM66 114V113H65ZM74 114H76V113H74ZM73 114V115H74ZM80 114H82V113H80ZM84 114V113H83ZM82 114V115H83ZM125 114V113H124ZM262 114V113H261ZM260 114V115H261ZM7 115H8V117H7ZM42 115V114H41ZM43 115V116H44ZM55 115H57V114H55ZM72 115V114H71ZM72 115V116H73ZM88 115V114H87ZM122 115V114H121ZM130 115H131V113H130ZM134 115V114H133ZM167 115V114H166ZM21 116H22V114H21ZM29 116H31V115H29ZM70 116V115H69ZM71 116V117H72ZM81 116V115H80ZM262 116V115H261ZM260 116V117H261ZM6 117V118H5ZM61 117V116H60ZM67 117V116H66ZM71 117H69V118H71ZM259 117V118H260ZM263 117V116H262ZM16 118V117H15ZM30 118V117H29ZM54 118V117H53ZM68 118V119H69ZM75 118H78V117H75ZM111 117H109V119H110ZM257 117H255V119H256ZM24 119V118H23ZM74 119V118H73ZM118 119V118H117ZM215 119V118H214ZM258 119V118H257ZM14 120V119H13ZM25 120V119H24ZM85 120V119H84ZM127 120V119H126ZM125 119H123V118H119V120L118 121H120L121 123H123V124H126L127 123V121H126ZM129 120H131V119H129ZM159 120V119H158ZM264 120V119H263ZM49 123H51L50 121H53V120H51V118L49 117ZM90 121V120H89ZM125 121H126V123H125ZM163 121V120H162ZM256 121V120H255ZM260 121V120H259ZM22 122V121H21ZM20 122V123H21ZM31 122H33V121H31ZM31 122L29 123V124H31ZM54 122V121H53ZM52 122V123H53ZM67 122V121H66ZM132 122V121H131ZM229 122V121H228ZM262 122V121H261ZM261 122H259V123H261ZM24 123H26V120H25V122ZM35 123V122H34ZM46 123H47V121H46ZM49 123H47L48 124V126L50 125ZM94 123V122H93ZM160 123V122H159ZM17 124H19V122L17 123ZM80 124V123H79ZM83 124V123H82ZM88 124V123H87ZM92 124V123H91ZM216 124V123H215ZM262 124V123H261ZM52 125V124H51ZM65 124H63V127H64V130L61 132V134L64 132V131H66L67 132V130H66V128H65V126H64ZM69 125H71V124H69ZM75 125V127H76V124H74ZM111 125V124H110ZM109 125V126H110ZM127 125V124H126ZM131 125V124H130ZM130 125H128V126H130ZM54 126V128H57V126H58V128H57V131H58V129H59V127H60V125H53ZM52 126V127H53ZM56 126V127H55ZM83 126V125H82ZM81 126V127H82ZM85 126H86V124H85ZM84 126V127H85ZM98 126V125H97ZM133 126H135V125H133ZM133 126H132V128H133ZM213 126V125H212ZM219 126V125H218ZM81 127H80V129H81ZM96 127V126H95ZM112 127L114 128V129H112V128H110V129H112V130H115V127L112 125ZM150 127V126H149ZM44 128H46L47 129V127H46V125H45V127ZM83 128V127H82ZM88 128V127H87ZM97 128V127H96ZM109 128V127H108ZM121 128V127H120ZM136 128H138V126L136 127ZM146 128V127H145ZM40 129H43V127H41ZM46 129H44V130H42V131H44V133H45V131H47ZM49 129H51V128H49ZM79 129V128H78ZM100 129V128H99ZM98 129V130H99ZM109 129V130H110ZM139 129V128H138ZM148 129V128H147ZM15 132L17 131L18 132V130H15V129H13ZM55 130V129H54ZM70 130V129H69ZM82 130V129H81ZM83 130H85L84 132H86V129L84 128ZM90 130V129H89ZM116 130H119V129H116ZM23 131V130H22ZM51 131V130H50ZM56 131V130H55ZM78 131V133L79 134H81L80 132H79V130H77ZM77 131L75 130V132H76V134L75 135H78V133H77ZM94 132H95V130H93ZM124 131V130H123ZM126 131V130H125ZM139 131H141L140 129H139ZM224 131V130H223ZM247 131V130H246ZM245 131V132H246ZM10 132V131H9ZM12 132V131H11ZM73 132V131H72ZM84 132H82V134L84 133ZM115 131H113V133H114ZM120 132H122V131H120ZM133 132V131H132ZM142 132V131H141ZM25 133V132H24ZM43 133V132H42ZM43 133V134H44ZM52 133H53V130H52ZM58 133H59V131H58ZM112 133V132H111ZM112 133V134H113ZM243 133V132H242ZM250 133V132H249ZM10 134V133H9ZM20 134V133H19ZM23 134V133H22ZM66 134V133H65ZM65 134H63L62 136H60L59 138L60 139H57V141L59 140H62V137L65 135ZM68 134V133H67ZM67 134H66V136H67ZM85 134V133H84ZM96 133H92V135L94 136ZM136 134H138V133H136ZM251 134V133H250ZM50 136H51V140H52V138L54 137V136H52L51 134H49ZM53 135H54V133H53ZM59 135V134H58ZM97 135V134H96ZM121 135V134H120ZM125 135V134H124ZM129 135V134H128ZM139 135V134H138ZM241 135V134H240ZM253 135V134H252ZM9 136V135H8ZM17 136V135H16ZM20 136V135H19ZM29 136V135H28ZM43 135L41 134V137H42ZM82 136V138L81 139H83V137H85V136H83V135H81ZM114 136V138L116 137L117 138V136H115V135H113ZM126 136H127V134H126ZM243 136H244V134H243ZM78 138H79V136H77ZM77 137H72V139H71V143L69 142V147L67 148L66 147V149L68 150L69 149V154L67 153V152H65V154H63L62 155V153H61V156L59 157V162H58V165H61V167L63 168L64 166H66L67 167V169L70 167V165H67V164H69L70 163V161L72 160L71 159V155H70V153H71V151L74 153V151H73V148L74 147H76V146H78L77 145V143L80 141ZM87 137V136H86ZM85 137V138H86ZM89 137V136H88ZM91 137V136H90ZM138 137V136H137ZM18 138V137H17ZM22 138V137H21ZM25 138V137H24ZM38 138V137H37ZM45 138V137H44ZM47 138V137H46ZM64 138H65V136H64ZM84 138V139H85ZM125 138V137H124ZM134 138V137H133ZM225 138V137H224ZM247 138V137H246ZM254 138V137H253ZM8 139V140H7ZM35 139V138H34ZM48 139V138H47ZM67 139H70V136L68 135V138ZM67 139H65V140H67ZM88 138H86V140H87ZM91 139V138H90ZM101 138H99V140H100ZM111 139V138H110ZM14 140H16V138L14 137ZM38 140H39V138H38ZM46 140V139H45ZM49 140V139H48ZM92 140H93V138H92ZM104 140V139H103ZM125 140V139H124ZM128 140H130L129 139V136H127V141ZM135 140V139H134ZM133 140V141H134ZM22 141V140H21ZM44 141V140H43ZM50 141V140H49ZM59 141L56 143L57 145L58 144H61L62 142H60L59 143ZM68 141V140H67ZM85 141V140H84ZM116 141H117V139H116ZM126 141V140H125ZM126 141V142H127ZM131 141V140H130ZM136 141V140H135ZM247 141V140H246ZM27 142H29V141H27ZM45 142H47V141H45ZM52 142H53V140H52ZM100 143H102L101 141H99ZM129 142V141H128ZM256 142V141H255ZM263 142V141H262ZM25 143V142H24ZM24 143H21L20 142V145H23ZM39 143V142H38ZM85 143V142H84ZM88 143H92L91 145H89V146H91V147H89V149L91 148H93L92 147V145H94L93 144V142H88ZM250 143V142H249ZM33 144V143H32ZM48 144V143H47ZM66 143H63V144H61V148L63 149L64 147H62V145H65ZM122 144V143H121ZM19 145V144H18ZM19 145V146H20ZM57 145H55L54 147L56 148V146ZM79 145H82V144H79ZM104 145H106V144H104ZM116 145H120V142H119V144L117 143ZM126 145V144H125ZM127 145H128V143H127ZM24 146V145H23ZM44 146V145H43ZM48 146V145H47ZM59 146V145H58ZM67 146V145H66ZM82 146H84V145H82ZM81 146V147H82ZM87 146V145H86ZM124 146V145H123ZM133 145H131V147H132ZM31 147V146H30ZM29 147V148H30ZM34 147V146H33ZM41 147H42V145H41ZM45 147V146H44ZM60 147V146H59ZM58 147V148H59ZM99 148H101V150L103 151L104 149L102 148V144L100 145V146H98ZM54 148V149H55ZM86 148H88V146L86 147ZM123 148V147H122ZM126 148H127V146H126ZM227 148H228V146H227ZM19 149H21V147L19 148ZM62 149H61V151H62ZM130 150H132L131 148H129ZM35 150H36V148H35ZM45 150L47 151V149L45 148ZM48 150H49V148H48ZM56 151L58 150L57 148L55 149ZM77 151L79 150V149H76ZM84 150H85V148H84ZM93 150V149H92ZM91 150V151H92ZM98 150V149H97ZM100 150V149H99ZM98 150V152L99 153H101V151H99ZM106 150V149H105ZM111 150V149H110ZM262 150V149H261ZM27 151V150H26ZM29 151V150H28ZM90 151V150H89ZM109 151V150H108ZM30 152L32 153V151L30 150ZM39 152V151H38ZM45 152V151H44ZM58 152H60V148H59V150L57 151V154H58ZM85 152V154H87L86 153V151H84ZM94 152H95V150H94ZM97 152V153H98ZM112 152H113V150H112ZM120 152V151H119ZM136 152V151H135ZM258 152H260V151H258ZM29 152H27L26 154H28ZM35 152H33V154H34ZM40 154H41V152H39ZM39 153H37V154H39ZM81 153V152H80ZM96 153V152H95ZM105 153V151L103 152V154ZM110 153H111V151H110ZM114 153H115V151H114ZM257 153V152H256ZM25 154V153H24ZM48 154V153H47ZM55 153H53V156H55L56 157V155L57 154H55ZM102 154V153H101ZM58 155H60V154H58ZM95 155V154H94ZM116 155V154H115ZM125 155H126V153H125ZM77 156V155H76ZM81 156V155H80ZM88 156H90V157H93V155L91 156V155H88ZM99 157H101L100 156V154L98 155ZM104 156V155H103ZM102 156V157H103ZM127 156V155H126ZM28 157V156H27ZM36 157V156H35ZM55 157H54V159H55ZM125 157V156H124ZM38 158H39V156H38ZM74 158V157H73ZM84 158L86 159V157H85V155H84ZM110 158V157H109ZM128 159H130V156L129 157H127ZM239 158V157H238ZM36 159H37V157H36ZM46 160L45 161V164L47 163V166H42V164H44V163H40V162H44V160ZM54 159H52V160H54ZM88 159H90L89 157H88ZM88 159H86V161L88 160ZM92 159V158H91ZM94 159V158H93ZM92 159V161L94 162V160ZM96 159H97V157H96ZM103 159H104V157H103ZM112 159V158H111ZM123 159V158H122ZM31 160V159H30ZM74 160H76V159H74ZM77 160H78V158H77ZM76 160V161H77ZM80 160V159H79ZM99 160V159H98ZM105 160V159H104ZM109 160V159H108ZM133 160V159H132ZM85 161V160H84ZM83 161V162H84ZM91 160H90V162H92ZM111 161H113V159L111 160ZM72 162V161H71ZM74 162V161H73ZM72 162V165L74 164ZM82 162V161H81ZM88 162H89V160H88ZM114 162V161H113ZM127 162V161H126ZM76 163V162H75ZM95 163V164H94ZM93 164L94 165H96L97 166V168H98V166L100 165V164H102V163H100V161L97 163V164H99V165H97L96 164V160H95V162H94ZM116 163H118V162H116ZM115 163V164H116ZM125 163V162H124ZM40 164V166H42V167H40V168H38L37 166ZM133 164V163H132ZM146 164V163H145ZM33 165V164H32ZM36 165V166H35ZM89 166V165H88ZM92 166V163H91V165H90V167ZM96 166L94 167V168H96ZM107 166V165H106ZM109 166V165H108ZM61 167H59V168H57V169H59L60 171H61ZM79 167H81V166H79ZM83 167V166H82ZM100 167H102V165L100 166ZM71 168V167H70ZM76 168H78L77 166H76ZM94 168H92L93 170H90V171H94ZM104 165H103V167H102V169H100V170H98L99 172H101V170H103L104 171ZM107 168V167H106ZM123 168V167H122ZM56 169V170H57ZM75 169V168H74ZM115 169V168H114ZM236 169V168H235ZM238 169H240V168H238ZM56 170H54V172L56 173ZM72 170V169H71ZM108 170V169H107ZM107 170H106V172H107ZM112 170V169H111ZM221 170V169H220ZM231 170V169H230ZM244 170V169H243ZM247 170H248V168H247ZM246 170V171H247ZM250 170V169H249ZM59 171V173H62L63 175H64V172H60ZM84 171V170H83ZM82 171V172H83ZM88 172V173H90L89 175L90 176H95V178H97L98 176H99V174L98 173H96V174H98V175H95V174H92L91 175V172ZM143 171V170H142ZM222 171V170H221ZM237 171V170H236ZM235 171V172H236ZM240 170H238V172H239ZM53 172V173H54ZM68 172H69V170H68ZM86 172H87V170H86ZM105 172V171H104ZM123 172V171H122ZM121 172V173H122ZM129 172V171H128ZM237 172V173H238ZM242 172V171H241ZM249 172V171H248ZM95 173V172H94ZM102 173V172H101ZM108 173V172H107ZM110 173V172H109ZM118 173V172H117ZM263 173V172H262ZM130 174V173H129ZM253 174V173H252ZM264 174V173H263ZM54 175V174H53ZM58 174L56 173V176H57ZM65 175H68L67 173L65 174ZM102 175V174H101ZM110 174H108L107 176H109ZM143 175V174H142ZM235 175H236V173H235ZM45 176V175H44ZM59 176V175H58ZM60 176H62V175H60ZM68 176H70V175H68ZM68 176H66L67 178H68ZM76 176V175H75ZM82 176H83V174H82ZM104 176H105V174H104ZM104 176H100L101 178L103 177V178H106V177H104ZM114 175H112V176H110V177H108L109 178V180L111 179V177H113ZM121 176V175H120ZM125 176V175H124ZM243 176V175H242ZM79 177V176H78ZM115 177L117 178V179H119L118 177H117V175H115L114 176V179H115ZM131 177V176H130ZM132 177H134L133 175H132ZM48 178H50V177H48ZM60 178H62V177H60ZM75 178V177H74ZM80 178H81V175H80ZM79 178V179H80ZM85 178L87 179V176H85ZM95 178H92V180L94 179L95 181H96V179ZM107 178V179H108ZM126 178V177H125ZM125 178H120L119 180H123V179H125ZM140 178H142V177H140ZM47 179V178H46ZM58 179H59V177H58ZM65 179V178H64ZM63 179V181H65ZM77 179V178H76ZM79 179H78V181L77 180H74V181H76V182H80L79 181ZM133 180L135 179V178H132ZM138 180H140L139 178H137ZM137 179H135L136 181H131L130 183L132 184V182H138V180ZM59 180H61V179H59ZM112 180V179H111ZM246 181H247V179H245ZM248 180H249V178H248ZM8 183H7V182ZM49 181H51V183L49 182ZM66 181H68V183H69V180H66ZM90 181H91V179H90ZM97 181H99V178L97 179ZM101 181V180H100ZM141 181V180H140ZM143 181V180H142ZM253 181V180H252ZM46 182L47 183H50V184H48V185H46ZM54 182V181H53ZM59 182H62V180L61 181H59ZM160 182V181H159ZM7 183V184H6ZM71 183H74L73 182V178H72V181H71ZM83 183H85V181L83 182ZM95 183H97V182H95ZM14 184V185H13ZM56 184V183H55ZM54 184V185H55ZM135 184V183H134ZM133 184V185H134ZM245 184V183H244ZM80 185V184H79ZM78 185V183H77V185H75V184H72V186H79ZM83 185V186H82ZM81 186H82V190L84 191V189H86V187H84L85 186V184H82ZM121 184H119L118 186H120ZM136 185V184H135ZM8 186V185H7ZM53 186V185H52ZM51 186V187H52ZM70 186V185H69ZM72 186L70 187L71 189H73V188H75V191H77L76 190V187H73L72 188ZM126 186V185H125ZM127 186H131V185H127ZM185 186V185H184ZM56 186H53L52 188H55ZM80 187V186H79ZM78 187V188H79ZM91 187H92V185H91ZM110 187V186H109ZM114 187V186H113ZM122 187H124V185H121V188L120 189H122ZM188 187V186H187ZM13 188V187H12ZM61 188V187H60ZM59 188V189H60ZM81 188V187H80ZM127 188V187H126ZM126 188H124L125 190H126ZM131 188V187H130ZM129 188V189H130ZM55 189H57V187L55 188ZM63 189V188H62ZM91 189V188H90ZM111 189V188H110ZM115 189V188H114ZM3 190V189H2ZM20 190V189H19ZM70 190V189H69ZM74 190V189H73ZM72 190V191H73ZM80 190V189H79ZM102 190V189H101ZM112 190V189H111ZM146 190V189H145ZM187 190V189H186ZM13 191V190H12ZM65 191V190H64ZM68 191V190H67ZM128 191V190H127ZM144 191V190H143ZM147 191V190H146ZM148 191H149V189H148ZM179 191V190H178ZM7 192H9L8 190H7ZM21 192H22V190H21ZM74 192V191H73ZM81 192V191H80ZM84 192H86V190L84 191ZM115 192H116V190H115ZM17 193H18V191H17ZM70 193V192H69ZM75 193V192H74ZM83 193V192H82ZM102 193V192H101ZM8 193H6V195H7ZM104 194V193H103ZM180 194V193H179ZM5 195V194H4ZM3 195V196H4ZM79 195V194H78ZM83 195V194H82ZM84 196V195H83ZM96 196H98V195H96ZM106 196V195H105ZM136 196V195H135ZM140 196V195H139ZM175 197H177V196H175ZM8 198V197H7ZM88 198H91V196L90 197H88ZM98 198H99V196H98ZM110 198V197H109ZM178 198V197H177ZM15 199H18L17 197L15 198ZM21 199V198H20ZM86 199H87V197H86ZM85 199V200H86ZM100 199V198H99ZM102 199V198H101ZM158 199V198H157ZM8 200H9V198H8ZM13 199H11V201H12ZM91 201V200H90ZM101 201V200H100ZM103 201V200H102ZM177 201V200H176ZM9 202H10V200H9ZM16 202V201H15ZM112 202V204H113V208H114V210H115V212H116V217L117 218H121V222H119L118 221V219H117V221L119 222V223H116V222H109V221H107L106 222V226H105V228L107 229V230H114V229H121L122 231H129V229H130V226H131V224H132V219L131 218H129V216H128V214L130 213V202H129V200H126L125 198H124V196L122 195V193H120V192H116L115 194H114V196H113V200L111 201ZM7 203V202H6ZM11 203H13V202H11ZM11 203H9V204H11ZM111 204V205H112ZM152 204V203H151ZM162 204V203H161ZM178 204V203H177ZM21 205V206H22ZM95 205V206H94ZM104 205H106V204H104ZM133 205V204H132ZM160 205V204H159ZM16 206V205H15ZM20 206V205H19ZM157 206V205H156ZM155 206V207H156ZM164 206H165V204H164ZM168 207V206H167ZM190 207V206H189ZM247 207V206H246ZM245 207V208H246ZM19 208H21V207H19ZM23 208H21V209H23ZM100 208V207H99ZM108 208H110L108 211H110L111 210V207H108ZM107 208V209H108ZM157 208V207H156ZM104 209V208H103ZM168 209V208H167ZM213 209V208H212ZM106 210V209H105ZM202 210H204V209H202ZM21 211V210H20ZM102 211V210H101ZM166 211V210H165ZM171 211V210H170ZM183 211V210H182ZM206 211H210L209 209L208 210H206ZM212 211V210H211ZM9 212H11V211H9ZM15 212V211H14ZM13 212V213H14ZM49 212H51L52 214H54L53 216H50L49 214ZM134 212V211H133ZM167 213H168V211H166ZM213 212V211H212ZM12 213V212H11ZM11 213H9V214H11ZM8 213H6V215H7ZM8 214V215H9ZM153 214V213H152ZM207 214V213H206ZM13 215V214H12ZM16 215V214H15ZM14 215V216H15ZM19 215V214H18ZM18 215H16V217L18 216ZM21 215V214H20ZM115 214H113V216H114ZM253 216V215H252ZM19 217V216H18ZM138 217V216H137ZM236 217V216H235ZM23 218H20L19 220H21V219H23ZM104 218H105V216H104ZM143 218H145V217H143ZM162 218V217H161ZM238 218V217H237ZM156 219V218H155ZM14 220V219H13ZM17 221H18V218L16 219ZM25 221L23 222L24 224H25ZM151 221V220H150ZM237 221V220H236ZM21 222V221H20ZM140 223V222H139ZM149 223V222H148ZM92 224V223H91ZM91 224H89L90 226H91ZM16 225H17V223H16ZM19 225V224H18ZM133 225V224H132ZM149 225V224H148ZM147 225V226H148ZM24 226V225H23ZM80 226H82V224L80 225ZM79 226V227H80ZM154 226V225H153ZM19 227V226H18ZM25 227V226H24ZM23 227V228H24ZM144 227H145V225H144ZM217 227V226H216ZM234 227V226H233ZM232 227V228H233ZM89 228V227H88ZM230 228V227H229ZM235 228V227H234ZM233 228V229H234ZM20 229H22V227L20 228ZM96 229V228H95ZM98 229V228H97ZM96 229V230H97ZM140 229H142V228H140ZM237 229V228H236ZM23 230V229H22ZM86 230H88V229H86ZM86 230H82V227H81V233H82V231H86ZM238 230V229H237ZM251 230V229H250ZM25 231V230H24ZM92 230H90V233L92 234V232H91ZM108 231V232H109ZM143 231V230H142ZM149 231V230H148ZM78 232H79V230H78ZM87 232V231H86ZM107 232V231H106ZM106 232H105V234H106ZM151 232V231H150ZM152 232H154V230H152ZM94 233V232H93ZM202 233V232H201ZM204 233H207L206 231L204 232ZM227 233V232H226ZM83 234H84V232H83ZM96 234L97 235H100L97 231H96ZM203 234V233H202ZM215 234H217V233H215ZM87 235V234H86ZM96 235V236H97ZM111 235H112V233H111ZM121 235V234H120ZM119 235V236H120ZM95 236V235H94ZM114 236V235H113ZM117 236V235H116ZM204 236V235H203ZM91 237V236H90ZM100 237V236H99ZM204 237H206V236H204ZM218 237V236H217ZM96 238V237H95ZM105 238V237H104ZM115 238H117V237H115ZM122 238V237H121ZM118 240V239H117ZM122 240L124 241V239L122 238ZM121 239H120V241L119 242H121L122 241ZM131 240V239H130ZM100 241H101V239H100ZM122 241V242H123ZM128 241V240H127ZM190 241V240H189ZM94 242V241H93ZM102 242V241H101ZM100 242V243H101ZM111 242V241H110ZM118 242V243H119ZM120 243L121 245H123L124 246V244L123 243ZM125 242V241H124ZM155 242H156V240H155ZM163 243V242H162ZM185 243V242H184ZM113 244V243H112ZM175 245V244H174ZM220 245V244H219ZM97 246H99V244H96V247ZM102 246V245H101ZM106 246L108 247V245L106 244ZM114 246V245H113ZM125 246H127L126 244H125ZM176 246V245H175ZM100 247V246H99ZM104 247V246H103ZM107 247H106V249H107ZM110 247H111V245H110ZM130 247V246H129ZM184 247V246H183ZM190 247V246H189ZM94 248V247H93ZM109 248V247H108ZM127 248V247H126ZM68 249H71L72 250V248H69L68 247ZM100 249V248H99ZM103 249V248H102ZM109 249H112V248H109ZM113 249H115V248H113ZM112 249V253H113V251H114V253H116V251L115 250H113ZM178 249H180V248H178ZM183 249V248H182ZM186 249V248H185ZM91 250H95V249H91ZM117 250V249H116ZM181 250V249H180ZM179 250V251H180ZM99 251V250H98ZM106 251V250H105ZM182 251V250H181ZM190 251V250H189ZM218 251V250H217ZM70 252H72V251H70ZM117 252H118V250H117ZM120 252V251H119ZM136 252V251H135ZM133 253V254H136V253ZM238 252V251H237ZM74 253V252H73ZM79 253V252H78ZM195 253V252H194ZM239 253V252H238ZM72 254V255H71ZM74 254H76V253H74ZM120 254H121V252H120ZM179 254V253H178ZM181 254V253H180ZM183 254H185V253H183ZM188 254V253H187ZM205 254H207V253H205ZM241 254V253H240ZM81 255V254H80ZM84 255V254H83ZM87 255V257L86 256H81V259L80 258H78L79 260H82V257L84 258H86L85 260V262L84 263H82L81 261V263L80 264H91L92 262L93 263H95V261L97 260H99V258H100V256L97 254V252L96 251H91L90 253H88V254H86ZM117 255V254H116ZM190 255V254H189ZM237 255V254H236ZM107 256H109V257H112V255L110 254V255H107ZM113 256H115V255H113ZM118 256H119V253H118ZM117 256V257H118ZM181 256V255H180ZM188 256V255H187ZM102 257H104V255L102 256ZM101 257V258H102ZM123 257V256H122ZM128 257V256H127ZM181 257H183V256H181ZM107 258V257H106ZM118 258H121V255H120V257H118ZM118 258H116L115 257V259H118ZM133 258V257H132ZM131 258V259H132ZM210 258V257H209ZM71 259H73V258H71ZM77 259V260H78ZM107 259H109V258H107ZM106 259V260H107ZM112 259H114V257H112V258H110L109 260H112ZM124 259V258H123ZM125 259H126V257H125ZM124 259V262H123V260H122V262L125 264V260ZM208 259V258H207ZM84 260V259H83ZM119 260V259H118ZM69 261H71L70 259H69ZM73 261V260H72ZM103 260H101V262H102ZM114 260H112V262H113ZM173 261H174V263L175 264H182L180 261L178 262V260H176V259H173ZM106 262H110V261H106ZM119 262H120V260H119ZM130 262V261H129ZM135 262H137V260L135 259ZM214 262V261H213ZM216 262V261H215ZM67 263V262H66ZM77 263V262H76ZM133 263V262H132ZM153 263V262H152ZM187 263V262H186ZM65 264V263H64ZM75 264V263H74ZM78 264H79V261H78ZM127 264V263H126ZM154 264V263H153ZM185 264V263H184ZM218 264V263H217Z\"/></svg>",
	"mask_w": 264,
	"mask_h": 264
}]
</instances>
